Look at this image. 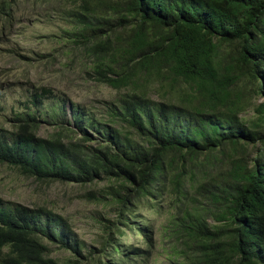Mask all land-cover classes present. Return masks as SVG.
<instances>
[{"label":"trees","instance_id":"trees-1","mask_svg":"<svg viewBox=\"0 0 264 264\" xmlns=\"http://www.w3.org/2000/svg\"><path fill=\"white\" fill-rule=\"evenodd\" d=\"M58 2L50 50L0 48V165L101 183L84 196L108 214L86 247L51 208L0 198V264H149L139 209L163 206L179 215L170 264H264V0ZM16 4L0 0V41ZM76 79L112 94L73 100Z\"/></svg>","mask_w":264,"mask_h":264},{"label":"rangeland","instance_id":"rangeland-1","mask_svg":"<svg viewBox=\"0 0 264 264\" xmlns=\"http://www.w3.org/2000/svg\"><path fill=\"white\" fill-rule=\"evenodd\" d=\"M59 0H17L14 7V16L16 24L6 32V38L9 42L0 41V48L8 49L17 42L19 51L25 50H50L55 44L49 42L47 36L58 31L60 26L66 25L57 20L55 17L61 10L58 5ZM36 37H42L43 40H37ZM10 59L9 57H7ZM18 66L17 70H21L26 64L21 61H14ZM34 78L41 76L39 72L32 73ZM47 77V73H43ZM74 86L69 92V96L73 100L79 102L87 101L92 97H108L112 94L111 90L105 86L94 85L86 82L82 83L77 79L74 81ZM63 88V87H62ZM17 95L20 93V88H17ZM12 94L6 93V100H11ZM252 110L249 109L246 113L241 114L245 118L251 117ZM69 116V110L66 112ZM2 121V118H0ZM49 130V129H48ZM43 128L41 133H43ZM101 183L92 186H74L61 183L41 184L31 179L25 178L17 174L14 170L9 169L5 165H0V198L7 201L19 202L24 205L42 204L51 208L54 212L62 215L69 223L72 231L77 238L82 241L86 247L99 244V227L93 221L92 217L97 212L103 211L108 214L107 209H102L101 204L88 200L85 194L89 190H95ZM142 218L150 220L153 231L154 249L149 264H170L168 256L169 237L171 230H177L178 225L169 222L171 218L174 220L179 218L174 209H169L163 206L159 214L151 213L145 208L139 209ZM171 215V216H170ZM167 236V238L165 237ZM135 240L141 242L140 237L135 236ZM128 243L133 242V236L124 237ZM50 255L53 257L63 258L67 255L66 252L60 250L56 245H50ZM86 250L83 251V254Z\"/></svg>","mask_w":264,"mask_h":264}]
</instances>
